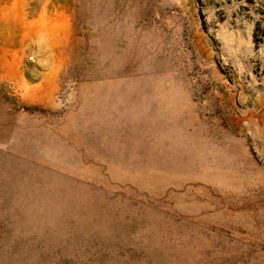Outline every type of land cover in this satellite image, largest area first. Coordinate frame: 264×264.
Instances as JSON below:
<instances>
[{
    "label": "rangeland",
    "instance_id": "374dc122",
    "mask_svg": "<svg viewBox=\"0 0 264 264\" xmlns=\"http://www.w3.org/2000/svg\"><path fill=\"white\" fill-rule=\"evenodd\" d=\"M0 264H264V0H0Z\"/></svg>",
    "mask_w": 264,
    "mask_h": 264
}]
</instances>
